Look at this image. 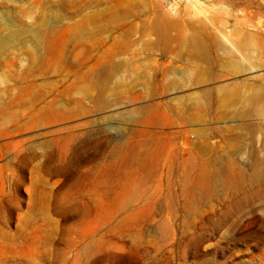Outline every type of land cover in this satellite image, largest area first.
<instances>
[{"label":"rangeland","instance_id":"rangeland-1","mask_svg":"<svg viewBox=\"0 0 264 264\" xmlns=\"http://www.w3.org/2000/svg\"><path fill=\"white\" fill-rule=\"evenodd\" d=\"M263 89L264 0H0V264H264Z\"/></svg>","mask_w":264,"mask_h":264},{"label":"bare ground","instance_id":"bare-ground-1","mask_svg":"<svg viewBox=\"0 0 264 264\" xmlns=\"http://www.w3.org/2000/svg\"><path fill=\"white\" fill-rule=\"evenodd\" d=\"M200 14H201V17L204 20L209 21L207 19V17L203 13H200ZM209 23L211 24L210 21H209ZM178 30H179L178 31V35H177L178 42L179 43L184 42L187 45V47H185L186 48V52H187V56L186 57H188L189 59L195 60V61L199 62L200 64L204 65L205 67H207L206 72L204 70V71H202V74L198 73L202 77L204 76L207 79H213L214 74L211 71V67L219 65L223 69H227V67L229 66V62L231 60H233V59L228 60L230 58H227V59L218 58V59H216L217 55H218L217 52L221 51V50L222 51L228 50V47H213V44L211 42L209 33H205V34H203V37H200V34H201L200 30H202L204 32V25L203 24H198L197 28H192L191 32L189 34L185 35V33H183V30L181 29L180 23H178ZM165 34H166V32H165ZM231 48H233L239 55L242 54L243 50L244 51L246 50V47H231ZM230 57H232V56H230ZM232 58H234V57H232ZM120 66L121 65H119V64H112L108 68H99L96 71V73H95V79H96L95 84H96V87H97L99 95H101L104 92V89H105V85L103 84V82L100 83L101 79L108 80L111 76L115 75L116 73H118V71H120V68H121ZM233 67H234L235 71H237V70L240 71L242 66L241 65H236L234 63ZM251 69H254V67L252 66ZM257 99H258V102H263L264 103V89L260 92V94L258 95ZM258 102H256V104H258ZM253 105H254L253 100L252 101L250 100L248 102V108H247V111H246V115H250L252 113L251 109H252ZM85 146H88L89 148H92L95 145L93 144V142L90 141V142L86 143ZM122 155H123V153H122ZM67 173H68V171H67ZM57 197H59V196H57Z\"/></svg>","mask_w":264,"mask_h":264}]
</instances>
